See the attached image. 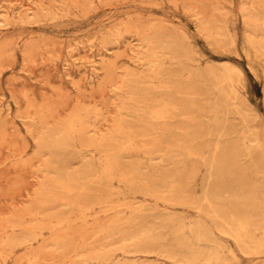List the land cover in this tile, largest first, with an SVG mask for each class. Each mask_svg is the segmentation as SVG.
<instances>
[{
  "label": "rangeland",
  "instance_id": "374dc122",
  "mask_svg": "<svg viewBox=\"0 0 264 264\" xmlns=\"http://www.w3.org/2000/svg\"><path fill=\"white\" fill-rule=\"evenodd\" d=\"M255 159L264 0H0V264H264L213 218Z\"/></svg>",
  "mask_w": 264,
  "mask_h": 264
},
{
  "label": "bare ground",
  "instance_id": "6f19581e",
  "mask_svg": "<svg viewBox=\"0 0 264 264\" xmlns=\"http://www.w3.org/2000/svg\"><path fill=\"white\" fill-rule=\"evenodd\" d=\"M155 66V65H153ZM188 97V96H187ZM231 97V96H230ZM237 99V97H236ZM236 102V101H235ZM221 108V106H220ZM235 110V108H234ZM242 112V111H241ZM225 113V112H224ZM240 115V114H238ZM242 117V116H241ZM246 117V116H245ZM226 126V125H225ZM227 128V127H225ZM224 128L223 131H227L226 129ZM241 128V127H240ZM239 128V129H240ZM249 128V127H248ZM232 129V128H231ZM242 130V129H241ZM253 132V131H252ZM224 133V132H223ZM230 133V132H229ZM228 133V134H229ZM239 133V132H238ZM246 133V131H245ZM249 133V132H248ZM251 135V134H250ZM226 136V134H225ZM237 136V135H236ZM249 137V135H247ZM253 136V135H252ZM250 138V137H249ZM248 138V139H249ZM220 139V138H219ZM245 139V137H244ZM252 139H255L257 140V138H252ZM250 139V140H252ZM244 142V141H243ZM249 142V141H248ZM251 142V141H250ZM249 142V143H250ZM259 142V141H258ZM253 143V141H252ZM251 143V144H252ZM260 145H261V142H259ZM216 145V144H215ZM237 145V143H236ZM245 145V142L244 144ZM260 145L258 144H252V146L248 147L245 151H246V155H249V156H253L255 151L257 150H260L259 147H261ZM244 148V147H243ZM218 149V148H217ZM262 147H261V150L260 152H263L262 151ZM236 151V150H235ZM242 151V150H241ZM221 152V151H220ZM223 152V151H222ZM259 152V151H257ZM126 153V152H124ZM216 153V152H215ZM127 154V153H126ZM258 154V153H257ZM243 155V154H242ZM256 155V153H255ZM238 157V156H237ZM246 157V156H244ZM128 158V157H127ZM250 158V157H249ZM254 158V157H253ZM230 159V158H229ZM238 160V159H237ZM256 160V159H255ZM232 161V160H231ZM226 160H225V156L224 154L218 156V158H214L211 162H210V177L212 178V176H215V175H219L222 178H224V176L226 175L225 172L227 169L226 168ZM228 163V162H227ZM231 163V162H230ZM234 164V163H233ZM141 165V164H140ZM238 164H236L237 166ZM144 166V165H143ZM141 166V167H143ZM240 166V165H239ZM230 167V166H229ZM200 170V169H199ZM231 172V170H230ZM255 175V174H261L263 176V183L260 187L256 188L252 183L248 182V181H244L242 184H240V186L236 189V191L234 190H227V193L230 194L229 197L231 198V203L233 204V207H234V210H236V213L237 211H241L243 212V210H245L243 212V214L245 213L246 214V210L248 211H251V214L250 216H245L244 214V217H240L239 221L237 219V222H239V230H234V227L233 224L230 222V221H227L225 218H224V215H223V212L221 211H215L213 212L214 213V219L215 217L216 218H220V219H216V221H219L218 223V228L219 230L223 233V234H226V235H232L234 236L236 239V241L238 242L239 244V241H241L242 243L245 242L247 240H249V243L253 244V246L255 245H259L256 243V239L254 240V236L251 235V232L253 233V230L254 227L258 224H255L256 220H255V217H259V218H262L261 221H260V225L262 226V229L264 230V160L263 159H260V160H256V161H252V164L248 166L247 170L244 172V175L246 176L247 179H249L250 177V181L252 176ZM235 176V175H234ZM256 177V176H255ZM191 178V177H190ZM215 178V177H214ZM219 178V177H218ZM227 178V177H226ZM245 178V177H244ZM213 179V178H212ZM217 179V178H216ZM235 179V178H234ZM237 179V178H236ZM253 179V178H252ZM211 180V179H210ZM224 180H226L224 178ZM229 180V179H228ZM243 180V179H242ZM227 181V180H226ZM230 181V180H229ZM237 181V180H236ZM241 182V180H239ZM224 182V181H223ZM221 183V182H220ZM237 183V182H236ZM236 185V184H235ZM222 190V189H221ZM224 194V193H223ZM213 195V194H212ZM215 196L219 199H223V195L219 192H217V194H215ZM211 198H213L212 196H210ZM216 198V199H217ZM214 199V198H213ZM218 199V200H219ZM226 199L228 198H225V200H223L224 202L227 201ZM208 200V199H207ZM221 201V200H220ZM228 201H230V199H228ZM223 202V203H224ZM205 203V202H204ZM226 203V202H225ZM224 203V204H225ZM209 204V203H208ZM227 204V203H226ZM203 205V204H202ZM211 206V205H210ZM227 206V205H226ZM203 208V207H202ZM212 209V207L210 208ZM201 211V210H200ZM241 215V214H240ZM212 217V216H211ZM233 217V216H232ZM172 218V217H171ZM234 218V217H233ZM232 219V218H231ZM215 221V222H216ZM233 221V220H232ZM180 222V221H179ZM258 223V222H256ZM154 225V224H153ZM200 227V226H199ZM182 228V227H181ZM200 229V228H199ZM253 230V231H252ZM259 231V230H258ZM176 233V232H175ZM255 233V232H254ZM196 235V234H195ZM183 236V235H182ZM177 237V236H176ZM180 238V237H179ZM188 238V237H187ZM191 239V238H190ZM215 239V238H214ZM214 239H213V236L211 233H208V232H201L199 233L198 235V245L199 243L201 242H214ZM185 240H188V239H185ZM261 240V239H260ZM264 241V240H263ZM188 242V241H187ZM180 245L182 246H185L189 249V252H190V256H182L180 258V261L184 264H200V262L202 261H211V260H218L219 259V256L216 255V253L213 252V254L211 253L212 257H209L207 254L209 253H205V251L199 249L196 244L193 245H187L185 244L183 241L179 240L178 242ZM190 243V242H189ZM188 243V244H189ZM241 243V244H242ZM244 243V244H245ZM261 244V242H259ZM155 245V244H154ZM225 246H227L225 244ZM248 246V245H247ZM264 247V246H263ZM262 249V248H261ZM257 250V249H256ZM233 251V250H232ZM252 251V250H251ZM246 252V251H245ZM253 252V251H252ZM176 253V252H175ZM250 253V252H249ZM172 254V253H171ZM210 255V253H209ZM177 256V255H176ZM228 258V257H227ZM221 259V258H220ZM226 259V258H225ZM237 261V260H236ZM220 262V261H219ZM229 263V262H227ZM224 264V263H223Z\"/></svg>",
  "mask_w": 264,
  "mask_h": 264
}]
</instances>
